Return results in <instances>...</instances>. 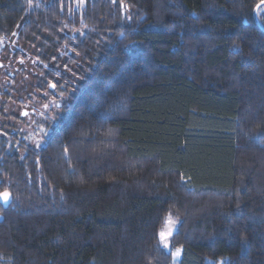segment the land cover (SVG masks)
Returning a JSON list of instances; mask_svg holds the SVG:
<instances>
[{"label":"trees","instance_id":"obj_1","mask_svg":"<svg viewBox=\"0 0 264 264\" xmlns=\"http://www.w3.org/2000/svg\"><path fill=\"white\" fill-rule=\"evenodd\" d=\"M257 4L0 0V100L61 104L40 148L0 105V264H264Z\"/></svg>","mask_w":264,"mask_h":264},{"label":"rangeland","instance_id":"obj_2","mask_svg":"<svg viewBox=\"0 0 264 264\" xmlns=\"http://www.w3.org/2000/svg\"><path fill=\"white\" fill-rule=\"evenodd\" d=\"M46 2L48 0H45ZM78 2V1H76ZM79 2L84 3V0H79ZM22 91V90H21ZM24 95H21V97L16 96L12 101L1 98V103H6V110L2 123L6 126L4 128L7 133H15L18 135V139L21 141L23 138H25L26 143L30 146H33L35 148H40L43 144L45 139L47 138L48 134L50 133L51 129L55 125L56 121L58 120L56 117V105L58 102L56 101H43L42 105L38 104L40 108L44 109V113H41L37 115V117L33 116H27L24 117L22 121V115L24 112V107L26 108V101L24 100ZM30 111V109H27ZM30 114V113H29ZM55 118V119H53ZM8 126V127H7ZM44 130H48V134H44ZM17 148V147H16ZM15 148V149H16ZM12 152V151H11ZM179 228V220L174 216H169L163 229L161 232L165 233L168 239V246L165 247L164 243L162 242L163 247L165 250L170 251L171 250V240L173 235L177 232ZM171 232V235H168V233ZM176 250L173 252V258L175 262L180 261L182 256V250H180V255H175ZM221 264V263H220Z\"/></svg>","mask_w":264,"mask_h":264},{"label":"snow or ice","instance_id":"obj_3","mask_svg":"<svg viewBox=\"0 0 264 264\" xmlns=\"http://www.w3.org/2000/svg\"><path fill=\"white\" fill-rule=\"evenodd\" d=\"M261 4H264V0H261ZM261 4H257L256 8L254 10L257 18H259L262 14H264V8L261 7ZM52 86L55 87V85H52ZM56 107L59 108L60 105L57 104ZM25 115H27V113H25ZM53 119H55V118H53ZM44 134L47 135L48 130H44ZM10 195L11 194L9 192L5 191L3 193H0V198H2L7 203L10 199ZM168 235H171V232H169ZM160 239L164 243L165 247H167L168 246V239H167V236L165 235V233H163V232L160 233ZM175 255L176 256L180 255V249L176 250ZM221 264H223V262H221Z\"/></svg>","mask_w":264,"mask_h":264},{"label":"water","instance_id":"obj_4","mask_svg":"<svg viewBox=\"0 0 264 264\" xmlns=\"http://www.w3.org/2000/svg\"><path fill=\"white\" fill-rule=\"evenodd\" d=\"M255 19H256V23H257V25L260 27V28H262V26L260 25V23H259V20H258V18L256 17V14H255ZM263 29V28H262ZM8 192V191H7ZM10 193V192H9ZM11 194V193H10ZM12 201H13V196H12V194L10 195V199H9V201L6 203L2 198H0V203L2 204V206L5 208V209H7L11 204H12ZM3 221V216H0V222H2Z\"/></svg>","mask_w":264,"mask_h":264},{"label":"flooded vegetation","instance_id":"obj_5","mask_svg":"<svg viewBox=\"0 0 264 264\" xmlns=\"http://www.w3.org/2000/svg\"><path fill=\"white\" fill-rule=\"evenodd\" d=\"M53 90L55 91V88H53ZM59 105H60L59 108H61V104L60 103H59ZM25 113H27V115H25ZM29 113L32 114L33 117H37V115H39V114H35V109L34 110L32 109L31 111L25 109L24 112H23L22 118L27 117L28 115L31 116Z\"/></svg>","mask_w":264,"mask_h":264}]
</instances>
